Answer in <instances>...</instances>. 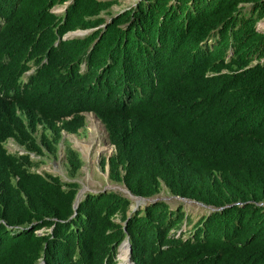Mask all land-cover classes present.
I'll use <instances>...</instances> for the list:
<instances>
[{
	"label": "trees",
	"instance_id": "obj_1",
	"mask_svg": "<svg viewBox=\"0 0 264 264\" xmlns=\"http://www.w3.org/2000/svg\"><path fill=\"white\" fill-rule=\"evenodd\" d=\"M116 4L0 0V264H118L125 241L130 264H264V0ZM84 113L112 182L209 212L113 190L75 207L79 184L36 167ZM65 158L73 178L82 159Z\"/></svg>",
	"mask_w": 264,
	"mask_h": 264
},
{
	"label": "rangeland",
	"instance_id": "obj_2",
	"mask_svg": "<svg viewBox=\"0 0 264 264\" xmlns=\"http://www.w3.org/2000/svg\"><path fill=\"white\" fill-rule=\"evenodd\" d=\"M117 1L118 4L112 7L113 12H121L122 10L133 6L138 0ZM54 11L60 13L62 12V9L56 8ZM256 28L258 31L264 32V18L258 21ZM83 34L84 32H76L75 34H70V36H80ZM84 118L85 126L76 134H68L63 132L56 157L43 158V161L39 162V165L36 167L37 172L50 173L52 175L58 176L63 182H77L79 184L78 200H80L85 193H98L108 190H113L121 195L128 196V193L125 189L126 187L123 184L112 182L108 178L107 164L102 166L100 163L102 158L109 157L113 152V146H111L108 141L107 133L103 124L95 117L93 113H84ZM65 144H68L72 149L79 152L83 162L81 168L73 178L68 174V167L65 158ZM83 146H88L89 149L87 152L83 151ZM5 147L11 153H23L22 148L18 146L12 139L6 141ZM31 156L35 160L39 159L33 154ZM154 198H156V200L165 201L172 207L182 205L186 213L193 219V221H196L200 216L208 213L210 209L203 207L194 201H184L179 197L173 196L166 192L164 188ZM131 200V208L133 209L143 204L149 203L147 200ZM182 229L184 230L185 227ZM124 244H127V242H123L118 250V264H130L128 260L129 255L127 252L125 255H123V257H120V255L122 256V253H120L121 248Z\"/></svg>",
	"mask_w": 264,
	"mask_h": 264
},
{
	"label": "water",
	"instance_id": "obj_3",
	"mask_svg": "<svg viewBox=\"0 0 264 264\" xmlns=\"http://www.w3.org/2000/svg\"><path fill=\"white\" fill-rule=\"evenodd\" d=\"M76 32H78V31H75V32H71V33H69V34H67L65 37H68V36H70V34L72 35V34H75ZM81 32V31H80ZM86 31H84V33H85ZM126 189V188H125ZM126 192L128 193V197H130L131 199H136V200H142V201H145V200H147V201H149V202H154V201H156V198H143V197H138V196H134V195H132V194H130V192L126 189ZM180 198V197H179ZM79 199V193H77V195H76V199H75V207H76V205H77V202L79 201L78 200ZM180 199H182V200H184V201H192V200H188V199H186V198H180ZM194 202H196V201H194ZM197 204H199V205H201V206H203V207H208V206H205L204 204H202V203H200V202H196ZM211 210H213V209H211ZM127 244H128V253L130 254V243L127 241Z\"/></svg>",
	"mask_w": 264,
	"mask_h": 264
},
{
	"label": "bare ground",
	"instance_id": "obj_4",
	"mask_svg": "<svg viewBox=\"0 0 264 264\" xmlns=\"http://www.w3.org/2000/svg\"><path fill=\"white\" fill-rule=\"evenodd\" d=\"M78 33V32H77ZM84 147V149H83V151H85V152H87L88 151V146H83ZM84 153V152H83ZM124 191V190H123ZM126 252H127V254H128V245L127 244H124L123 245V247L121 248V252L120 253H122V256L120 255V257H123V255H125L126 254ZM129 255V254H128ZM127 261V260H126Z\"/></svg>",
	"mask_w": 264,
	"mask_h": 264
},
{
	"label": "clouds",
	"instance_id": "obj_5",
	"mask_svg": "<svg viewBox=\"0 0 264 264\" xmlns=\"http://www.w3.org/2000/svg\"><path fill=\"white\" fill-rule=\"evenodd\" d=\"M78 32H80V31H78ZM96 117V116H95ZM206 208H208V207H206ZM209 209V208H208ZM125 242H127V241H125ZM121 246V245H120ZM120 246H119V248H120ZM119 250V249H118ZM129 254V253H128ZM117 256H118V254H117ZM129 258V257H128ZM129 260V259H128Z\"/></svg>",
	"mask_w": 264,
	"mask_h": 264
}]
</instances>
